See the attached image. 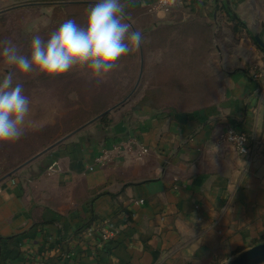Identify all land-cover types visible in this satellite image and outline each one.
<instances>
[{
    "label": "crops",
    "instance_id": "obj_1",
    "mask_svg": "<svg viewBox=\"0 0 264 264\" xmlns=\"http://www.w3.org/2000/svg\"><path fill=\"white\" fill-rule=\"evenodd\" d=\"M82 1L95 0H0V11L93 4ZM152 1L121 0L136 31L146 28L143 71L149 44L150 75L164 77L150 90L207 93L204 102L140 98L38 157L34 173L0 181V264H220L264 240V148L241 154L220 139L264 134V51L253 38H264V0H181L170 11ZM130 136L148 154L94 164Z\"/></svg>",
    "mask_w": 264,
    "mask_h": 264
},
{
    "label": "rangeland",
    "instance_id": "obj_2",
    "mask_svg": "<svg viewBox=\"0 0 264 264\" xmlns=\"http://www.w3.org/2000/svg\"><path fill=\"white\" fill-rule=\"evenodd\" d=\"M88 9L89 7L63 9L52 6H30L18 11L2 12L0 13V41L5 38L12 39L21 52L27 55L33 36L39 35L46 40L67 19H74L77 24L83 26ZM130 15L137 16L138 12L136 11L133 15L131 12ZM136 23L141 33L146 30L143 24L139 25L138 21ZM144 34L146 33H143V36ZM143 38L146 41L147 34ZM145 46L144 71H141L140 47L134 48L102 81L92 78L87 69L73 70L63 76L52 78L35 72L26 76L14 74L13 83H22L24 94L30 100V112L26 118L24 135L14 143L0 144V178L69 131L92 119L105 108L114 106L109 112L113 115L126 106L134 104L138 99H143L146 94L160 107L178 105L181 109L191 110L194 105L204 102L202 96L205 97L207 93L179 90L147 92L152 85L159 82L157 80H163L164 77L150 75V45ZM97 121L83 129H89L86 131L93 133L97 128ZM91 125H94L92 131ZM37 159L15 173H21L27 167H30V173H34L38 170V166L42 165V160Z\"/></svg>",
    "mask_w": 264,
    "mask_h": 264
},
{
    "label": "clouds",
    "instance_id": "obj_3",
    "mask_svg": "<svg viewBox=\"0 0 264 264\" xmlns=\"http://www.w3.org/2000/svg\"><path fill=\"white\" fill-rule=\"evenodd\" d=\"M121 0H95L83 26L74 19L62 22L45 40L39 35L23 54L10 38L0 41V144L14 143L24 135L30 100L14 74L33 72L60 77L73 70L87 69L102 81L118 62L143 43V36L126 22Z\"/></svg>",
    "mask_w": 264,
    "mask_h": 264
},
{
    "label": "built area",
    "instance_id": "obj_4",
    "mask_svg": "<svg viewBox=\"0 0 264 264\" xmlns=\"http://www.w3.org/2000/svg\"><path fill=\"white\" fill-rule=\"evenodd\" d=\"M181 0H154L149 3L151 11H170ZM220 139L224 142H231L235 145L236 150L241 154H248L254 149L264 148V134L249 135L244 131L230 129L223 133ZM149 149L141 143L136 137L130 136L125 140H121L112 147H104L95 158V165H105L118 159L122 154L131 155L141 158L148 154ZM92 168V167H91ZM15 182V180H13ZM112 233L104 229L103 237L110 238Z\"/></svg>",
    "mask_w": 264,
    "mask_h": 264
},
{
    "label": "water",
    "instance_id": "obj_5",
    "mask_svg": "<svg viewBox=\"0 0 264 264\" xmlns=\"http://www.w3.org/2000/svg\"><path fill=\"white\" fill-rule=\"evenodd\" d=\"M82 2L94 3L95 1H82ZM29 4H32V3H24V4H20V5H16V6L10 7L8 9L17 8V7H23V6H27ZM5 10H7V9H5ZM0 12H2V11H0ZM126 21L131 24L133 31H136L134 25L128 19L127 16H126ZM254 40L258 43L259 46L264 48V38H263V36L261 35L260 32H256L254 34ZM140 47H141V71H142L143 70V49H142V45ZM140 77H139V79H140ZM120 103H122V101ZM120 103H118V104H120ZM113 108H114V106L109 107L108 109H106L105 111H103L100 114L96 115L95 117H93L92 119L88 120L84 124L80 125L76 129H74L71 132L67 133L66 135H64L63 137H61L60 139H58L54 143L48 145L47 147H45L41 151L37 152L36 154L31 156L29 159H27L26 161H24L23 163H21L20 165L15 167L12 171H10L7 174H5L4 176H2L0 178V181L10 177L12 174H14L18 170H20L21 168L26 166L27 164H29L33 160L37 159L38 157H40L44 153L48 152L49 150H51L52 148L57 146L59 143L63 142L67 138L71 137L75 133L79 132L80 130H82L83 128L88 126L89 124H91L94 121L98 120L103 115L109 113ZM220 264H264V240L262 242H260V243H257L255 245L249 247V248H246V249L240 251L238 254L234 255L233 257L229 258L228 260H226V261H224V262H222Z\"/></svg>",
    "mask_w": 264,
    "mask_h": 264
},
{
    "label": "trees",
    "instance_id": "obj_6",
    "mask_svg": "<svg viewBox=\"0 0 264 264\" xmlns=\"http://www.w3.org/2000/svg\"><path fill=\"white\" fill-rule=\"evenodd\" d=\"M90 5H92V4H73V5H67V4H60L59 5V7L58 8H78V9H83V8H87V7H90ZM255 43L256 44H258L256 41H255ZM260 48L264 51V48H262L261 46H260ZM153 91H155V90H153ZM147 92H152L151 90L150 91H147ZM130 94V93H129ZM128 94V95H129ZM127 95V96H128ZM144 102H150L151 100H150V97L146 94L144 97H143V99H142ZM106 109H108V108H105L104 110H101L98 114H100L101 112H103V111H105ZM97 114V115H98ZM88 121V120H87ZM98 123V125H100L101 127H103V128H105V127H107V126H109L110 124H111V122H112V115L111 114H109V113H107V114H105V115H103L102 117H100L99 119H98V121H97ZM82 124H84V123H82ZM81 124V125H82ZM70 132V131H69ZM43 170V169H42ZM18 175H19V173L17 174V173H14V174H12L11 176H10V178H17L18 177Z\"/></svg>",
    "mask_w": 264,
    "mask_h": 264
}]
</instances>
